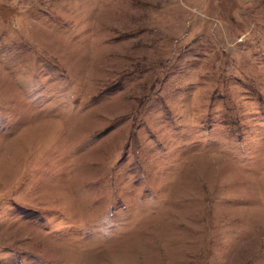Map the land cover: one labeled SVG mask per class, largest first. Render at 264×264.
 Masks as SVG:
<instances>
[{"label": "rangeland", "instance_id": "obj_1", "mask_svg": "<svg viewBox=\"0 0 264 264\" xmlns=\"http://www.w3.org/2000/svg\"><path fill=\"white\" fill-rule=\"evenodd\" d=\"M0 264H264V0H0Z\"/></svg>", "mask_w": 264, "mask_h": 264}]
</instances>
